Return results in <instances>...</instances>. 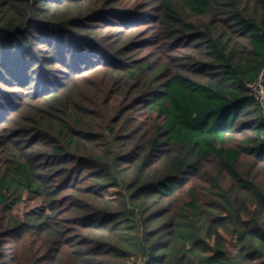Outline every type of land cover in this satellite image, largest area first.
I'll return each mask as SVG.
<instances>
[{"label": "trees", "instance_id": "1", "mask_svg": "<svg viewBox=\"0 0 264 264\" xmlns=\"http://www.w3.org/2000/svg\"><path fill=\"white\" fill-rule=\"evenodd\" d=\"M261 77L264 0H0V264H264Z\"/></svg>", "mask_w": 264, "mask_h": 264}, {"label": "built area", "instance_id": "2", "mask_svg": "<svg viewBox=\"0 0 264 264\" xmlns=\"http://www.w3.org/2000/svg\"><path fill=\"white\" fill-rule=\"evenodd\" d=\"M260 80L250 85V88L252 89V93L255 99L259 101L264 107V86H263L264 83H263L262 77L260 78Z\"/></svg>", "mask_w": 264, "mask_h": 264}, {"label": "rangeland", "instance_id": "3", "mask_svg": "<svg viewBox=\"0 0 264 264\" xmlns=\"http://www.w3.org/2000/svg\"><path fill=\"white\" fill-rule=\"evenodd\" d=\"M260 81H261V80H260ZM260 83H261V82H260ZM263 86H264V84H263ZM262 107H263V105H262ZM262 110H264V107L262 108ZM263 114H264V111H263ZM116 192H117V190H115V189H110V190L106 191L105 195H106V197H115ZM234 250L237 252V249H234Z\"/></svg>", "mask_w": 264, "mask_h": 264}]
</instances>
